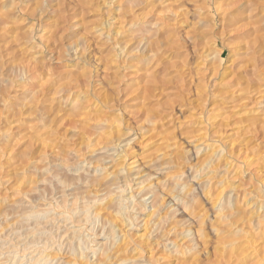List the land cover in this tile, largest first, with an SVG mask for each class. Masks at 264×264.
<instances>
[{
  "label": "rangeland",
  "instance_id": "374dc122",
  "mask_svg": "<svg viewBox=\"0 0 264 264\" xmlns=\"http://www.w3.org/2000/svg\"><path fill=\"white\" fill-rule=\"evenodd\" d=\"M72 99L99 116L76 149L104 157L107 123L110 161L152 175L133 199L43 159V115L78 142ZM35 262L264 264V0H0V264Z\"/></svg>",
  "mask_w": 264,
  "mask_h": 264
},
{
  "label": "bare ground",
  "instance_id": "6f19581e",
  "mask_svg": "<svg viewBox=\"0 0 264 264\" xmlns=\"http://www.w3.org/2000/svg\"><path fill=\"white\" fill-rule=\"evenodd\" d=\"M45 84H47V83H45ZM48 85H45L44 86V83H43V85H41V91H40V93L38 94V96L36 97V101H35V103H38L39 101H41L40 103L42 104V102L43 103H47L48 102V100H50L49 98V96H51V91L49 90V88L47 87ZM50 87V86H49ZM38 89H40V86H39V88ZM79 93V92H78ZM32 95H35V93H33ZM67 96V95H66ZM65 97V96H64ZM51 99H52V97H51ZM70 99V98H69ZM54 100V99H53ZM53 100H51V101H53ZM61 100V99H60ZM73 100V99H72ZM68 101V100H67ZM120 102H121V99L119 100ZM50 102V101H49ZM71 103H73V110L71 111V114H70V116L71 117H73V119H75V120H72L71 122L72 123H75V122H78L81 126H82V128H81V130H80V132L78 133V136H79V138H78V142L76 143V142H73L71 145H70V142H69V144L68 143H66L65 142V140L64 139H61V134H60V132L59 131H57L56 129L55 130H53L52 131V128H51V122L49 121V118L48 119H46V118H44V115H43V119H41V120H39L38 122L41 124V126H39V127H35L36 129H38L39 130V134H38V137L41 139V149H40V154L42 153V156H43V159H51V158H53V160L54 161H56V162H58V163H62L63 162V160H64V158L66 157V155H70L71 154V152L72 153H74V154H78V156L76 157V159H75V162H76V160L77 161H79L80 159H82L83 161H82V163L83 164H86V165H88V167H91V168H93V170H94V174L90 177V178H88V179H84L83 181H84V184H85V186H86V188H87V190H86V195H88L87 193H99V192H101L102 193V191H105L104 193H102V194H104V197H102V199H100V202L102 201H104L106 198L108 199V197H109V195L110 196H112L113 194H112V192H110L111 191V189L113 188V187H115V189L117 190V194H119L120 192H128L129 193V195H131V197H129V199H133L134 198V193H133V190H132V188H131V181H138V180H140L141 178L140 177H142V178H145V179H143L142 181H139V183L137 184L138 185V190L137 191H139V189H141V188H143V185H144V181H148L151 177H152V175L149 173V174H145V175H142V176H140V171H139V168H138V166H136V167H128L127 169H125L124 167H122V168H120L123 164H124V162L126 161V159H127V157H128V155L126 154V153H124L123 151H121V152H118L116 155L117 156H119V159L118 160H116V161H110V160H114V158H116V156H110V155H108L107 153L109 152V151H111L110 150V146H108V143H106L107 141H109V143H110V141L111 140H113L114 139V131L116 132L118 129H117V127H113L112 125H109V124H107V123H105V133L103 134V136L101 135V136H99L98 138H97V140H96V142H95V144H93V145H95V146H93V147H97V145H102V147H101V149L100 150H105V156L103 157H101V158H95V156H91V155H93L94 153H95V151H91L90 152V156L89 155H87L86 156V154L87 153H82V149H81V147H78L77 149H76V147L78 146V145H80V144H84V143H86L85 144V147H84V149L85 150H88V149H90V147H91V143L88 141L89 140V136L91 135V131H89L90 130V126L88 127V125H89V122H91V121H94V120H97L98 119V115H96V116H94V117H91L90 115H89V105H82V106H76L75 107V105H76V103H75V100H73V102L71 101ZM103 103V105L105 106V121H107L108 120V118H109V115L110 114H113V112H112V103H113V101L111 100V99H109V98H107L106 96H105V100H104V102H102ZM43 105V104H42ZM42 105H41V107H42ZM50 106V105H49ZM52 106V105H51ZM43 107H46V106H43ZM50 108V107H49ZM52 108V107H51ZM42 109H44V108H42ZM47 110H45V113H43V114H45L46 116L49 114V112L51 111V109H48V106H47V108H46ZM49 116V115H48ZM47 116V117H48ZM42 118V117H41ZM80 118H87L86 120H82V119H80ZM95 118V119H94ZM94 126V125H93ZM92 126V127H93ZM101 126H102V124H101ZM100 126V127H101ZM95 127V126H94ZM99 127V126H98ZM103 127V126H102ZM96 128V127H95ZM100 129H103V128H100ZM92 130V129H91ZM94 130V129H93ZM114 130V131H113ZM57 135H59L60 137H58ZM54 137L53 138V140L51 141L50 140V138L51 137ZM62 140H64V142L65 143H63V145H61L60 144V141H62ZM104 143H103V142ZM59 142V143H58ZM67 142H68V140H67ZM70 146H72V148H75L74 150H69L70 149ZM115 146V145H114ZM100 154H102V153H98V155H100ZM63 156H65V157H63ZM110 156V157H109ZM49 157H51V158H49ZM46 160H44V161H46ZM43 161V162H44ZM102 161H105L104 163H102ZM135 163V161H133V162H131L130 164L132 165V164H134ZM126 164V163H125ZM164 164V163H163ZM153 165V164H152ZM165 165V164H164ZM163 165V166H164ZM154 166V165H153ZM162 166V164L161 165H159V166H157V169H156V167L154 168V169H156V170H162L163 168H161V167H163ZM88 170H89V168H88ZM133 170H135L134 172H133ZM130 172H133L132 174L130 173ZM96 174V176H94ZM98 174V175H97ZM157 174H160V173H156V175ZM121 175H125L123 178H121ZM140 176V177H139ZM166 176V175H165ZM164 176V177H165ZM167 177V176H166ZM157 178V177H156ZM131 179V180H130ZM161 179V178H160ZM166 179V178H165ZM82 181V180H81ZM162 181V180H161ZM134 183V182H133ZM153 185V184H152ZM155 185V184H154ZM84 187V186H83ZM82 187V188H83ZM149 187H152V186H149ZM148 187V188H149ZM144 188H146V186L144 187ZM155 188V187H154ZM79 189V188H78ZM85 189V188H84ZM114 189V190H115ZM154 190V189H153ZM145 191V190H144ZM151 191V190H150ZM115 192V191H114ZM82 193V192H81ZM100 193V194H101ZM116 193V192H115ZM127 193V194H128ZM149 193V192H148ZM154 193V192H153ZM76 195V194H75ZM77 195H79V194H77ZM76 195V196H77ZM81 195H84V193L83 194H81ZM86 195L83 197V199L86 197ZM93 195V194H92ZM96 195H98V194H96ZM158 195L159 194H157V195H152V197H156L155 199L153 198L152 199V201H151V206H150V211H149V214L148 215H150L151 217H153V216H155V214L157 213V211H158V207H160V206H158L157 204V201L159 202V200L160 199H158ZM162 195H164V194H162ZM88 196H91V195H88ZM87 196V197H88ZM114 196V195H113ZM135 196H137V195H135ZM141 196V195H140ZM144 197H145V195H144ZM143 197V198H144ZM151 197V198H152ZM142 198V197H141ZM142 198V199H143ZM160 198V197H159ZM77 199V198H76ZM86 199H88V198H85V200ZM99 199V198H98ZM106 199V200H107ZM162 199H163V197H162ZM91 200V199H90ZM114 200V199H113ZM128 200V199H127ZM126 200V201H127ZM137 200V199H136ZM139 200V199H138ZM138 200H137V202H138ZM155 200V201H154ZM87 201V200H86ZM93 201H96L95 199L93 200H91V202L90 203H94ZM121 201H123V200H121ZM121 201L118 203V204H121ZM126 201H124V203L126 202ZM141 201V200H140ZM89 202V201H88ZM100 202H99V204H100ZM143 202V201H142ZM162 202V201H161ZM61 203H62V201H61ZM104 203V202H103ZM111 203V202H110ZM141 203V202H140ZM109 204V203H108ZM59 205V204H58ZM107 205V204H106ZM110 205V204H109ZM109 205H107V206H109ZM134 205V204H133ZM132 205V206H133ZM111 206V205H110ZM109 206V207H110ZM100 207H102V206H100ZM118 207H120V205H118ZM134 207V206H133ZM133 207H131L130 209L132 210V209H134ZM136 207V206H135ZM142 207H143V210H145L146 209V204L145 203H143V205H142ZM106 209L108 208V207H105ZM110 208H108L107 210H109ZM126 210L127 209H129V207H127V208H125ZM130 211V210H129ZM133 211V210H132ZM131 211V212H132ZM151 242V241H150ZM157 242V241H156ZM152 243V242H151ZM113 244V243H112ZM111 244V245H112ZM149 244V243H148ZM150 245V244H149ZM124 246V245H123ZM123 246H121V247H123ZM151 246V245H150ZM120 247V248H121ZM152 247V246H151ZM124 248V247H123ZM118 250L120 251V249L118 248ZM123 250V249H122ZM125 250V249H124ZM151 250V249H150ZM34 264H36V262L34 263ZM67 264H69V263H67Z\"/></svg>",
  "mask_w": 264,
  "mask_h": 264
}]
</instances>
